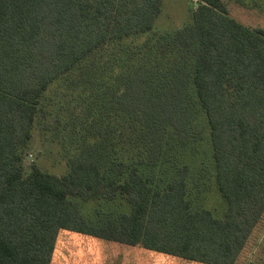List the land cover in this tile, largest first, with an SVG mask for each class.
<instances>
[{
  "label": "trees",
  "instance_id": "1",
  "mask_svg": "<svg viewBox=\"0 0 264 264\" xmlns=\"http://www.w3.org/2000/svg\"><path fill=\"white\" fill-rule=\"evenodd\" d=\"M170 1L0 0V264L62 230L236 264L264 229V27ZM35 133L65 172L26 168Z\"/></svg>",
  "mask_w": 264,
  "mask_h": 264
},
{
  "label": "rangeland",
  "instance_id": "2",
  "mask_svg": "<svg viewBox=\"0 0 264 264\" xmlns=\"http://www.w3.org/2000/svg\"><path fill=\"white\" fill-rule=\"evenodd\" d=\"M177 10L169 3L168 14L172 16L171 23L183 25L189 21L190 13L186 3L190 0H173ZM194 3V0H191ZM229 14L244 25L254 28L264 27V8H249L240 0H225ZM249 2L251 0H248ZM262 1L263 0H259ZM200 3V2H199ZM194 3V8L199 4ZM171 5V7H170ZM264 5V4H263ZM185 6V7H184ZM176 14L177 19H173ZM166 19V18H165ZM170 18H168L169 20ZM166 19L168 23H170ZM172 25V24H171ZM173 26V25H172ZM162 28L170 26L161 25ZM34 156L27 155L25 165L38 164L44 170L61 174L66 171V158L60 147L48 144L35 133L30 147ZM29 153V154H30ZM218 202V200H215ZM217 204V203H216ZM52 264H208L202 261L186 260L182 257L145 249L140 245H128L109 241L69 230H62L56 242ZM236 264H264V229H257L241 252Z\"/></svg>",
  "mask_w": 264,
  "mask_h": 264
},
{
  "label": "built area",
  "instance_id": "3",
  "mask_svg": "<svg viewBox=\"0 0 264 264\" xmlns=\"http://www.w3.org/2000/svg\"><path fill=\"white\" fill-rule=\"evenodd\" d=\"M201 0H194V3L197 4L199 3ZM30 157H32V155H30Z\"/></svg>",
  "mask_w": 264,
  "mask_h": 264
}]
</instances>
